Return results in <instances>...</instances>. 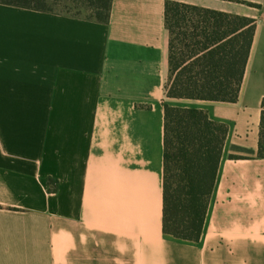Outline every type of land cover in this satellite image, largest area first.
Masks as SVG:
<instances>
[{
  "label": "crops",
  "instance_id": "1",
  "mask_svg": "<svg viewBox=\"0 0 264 264\" xmlns=\"http://www.w3.org/2000/svg\"><path fill=\"white\" fill-rule=\"evenodd\" d=\"M169 1L254 21L238 101L167 96ZM166 106L228 131L197 242L163 231ZM263 111L264 0L0 4V264H264Z\"/></svg>",
  "mask_w": 264,
  "mask_h": 264
},
{
  "label": "trees",
  "instance_id": "2",
  "mask_svg": "<svg viewBox=\"0 0 264 264\" xmlns=\"http://www.w3.org/2000/svg\"><path fill=\"white\" fill-rule=\"evenodd\" d=\"M60 0H0V4L107 24L112 0H64L80 12L53 9ZM170 33L167 95L235 103L238 101L254 41L253 20L169 1L165 9ZM225 125L204 111L165 108V177L163 231L176 239L199 241L224 143ZM258 157L264 159V111ZM55 189L53 180H49Z\"/></svg>",
  "mask_w": 264,
  "mask_h": 264
},
{
  "label": "rangeland",
  "instance_id": "3",
  "mask_svg": "<svg viewBox=\"0 0 264 264\" xmlns=\"http://www.w3.org/2000/svg\"><path fill=\"white\" fill-rule=\"evenodd\" d=\"M51 5L53 6V9L57 12H66V13H69V12H72V13H77V12H80L82 14V16H86L87 13L86 11L84 10H76L75 7H73V5L71 3H65L64 0H60L57 4H52ZM170 76V75H169ZM170 79V77H169ZM170 83V80L168 81V85ZM168 96V95H167Z\"/></svg>",
  "mask_w": 264,
  "mask_h": 264
}]
</instances>
